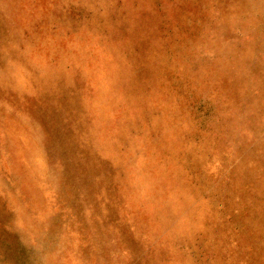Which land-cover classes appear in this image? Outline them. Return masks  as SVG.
Masks as SVG:
<instances>
[{
	"label": "rangeland",
	"instance_id": "rangeland-1",
	"mask_svg": "<svg viewBox=\"0 0 264 264\" xmlns=\"http://www.w3.org/2000/svg\"><path fill=\"white\" fill-rule=\"evenodd\" d=\"M0 264H264V0H0Z\"/></svg>",
	"mask_w": 264,
	"mask_h": 264
}]
</instances>
